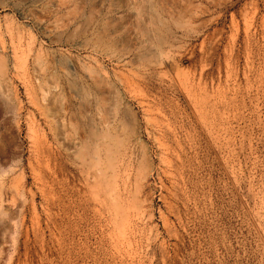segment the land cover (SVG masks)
I'll use <instances>...</instances> for the list:
<instances>
[{
  "label": "rangeland",
  "instance_id": "374dc122",
  "mask_svg": "<svg viewBox=\"0 0 264 264\" xmlns=\"http://www.w3.org/2000/svg\"><path fill=\"white\" fill-rule=\"evenodd\" d=\"M0 264H264V0H0Z\"/></svg>",
  "mask_w": 264,
  "mask_h": 264
},
{
  "label": "bare ground",
  "instance_id": "6f19581e",
  "mask_svg": "<svg viewBox=\"0 0 264 264\" xmlns=\"http://www.w3.org/2000/svg\"><path fill=\"white\" fill-rule=\"evenodd\" d=\"M75 1H76V0H75ZM60 2H61V1H60ZM62 2H63V1H62ZM72 2H73V1H72ZM140 2H141V1H140ZM145 2H146V1H145ZM69 3H70V1H69ZM146 3H147V2H146ZM75 4H76V3H75ZM141 4H142V3H141ZM66 5H67V4H66ZM143 6H144V5H143ZM130 7H131V6H130ZM133 7H134V6H133ZM133 7H131V8H133ZM140 7H141V6H140ZM140 7H139V8H140ZM128 8H129V7H128ZM141 8H143V7H141ZM135 9H137V7H135ZM135 9H133V10H135ZM131 10H132V9H131ZM133 10H132V13L134 12ZM129 11H130V10H129ZM130 12H131V11H130ZM130 12H129V13H130ZM144 13H145V12H144ZM136 14H137V13H136ZM139 14H140V13H139ZM134 15H135V14H134ZM134 15H133V16H134ZM134 18H135V16H134ZM136 18H137V16H136ZM148 22H149V21H148ZM50 23H51V22H50ZM56 23H57V22H54V24H56ZM56 25H57V24H56ZM48 26L50 27L51 25L48 24ZM52 26H54V25L52 24ZM52 26H51V28H52ZM57 26H58V25H57ZM49 27H48V29H49ZM55 27H56V26H54V28H55ZM55 29H57V27H56ZM55 29H54V30H55ZM59 29H60V28H59ZM139 29H140V28H139ZM49 30H50V29H49ZM52 30H53V29H52ZM135 30H136V29H135ZM140 30H141V29H140ZM144 30H145V29H144ZM57 31H58V30H57ZM135 32H136V31H135ZM138 33H139V32H138ZM144 35H145V34H144ZM140 36H141V35H140ZM14 54H15V53H14ZM23 58H24V57H23ZM21 60H22V58H21ZM24 60H26V58H25ZM22 63H24V62H22ZM20 65H21V64H20ZM21 66H22V65H21ZM22 67H23V66H22ZM24 69H25V67H24ZM13 108H14V107H13ZM13 108H12V111H14ZM11 113H12V112H11ZM12 115H14V114H12ZM15 127H16V126H15ZM76 144H77V143L72 142L70 145H71L72 148H74V147H76ZM11 157H12V156H11ZM7 158H8V157H7ZM5 162H6V161H5ZM9 168H10V167H9ZM10 171H11V170H10Z\"/></svg>",
  "mask_w": 264,
  "mask_h": 264
}]
</instances>
